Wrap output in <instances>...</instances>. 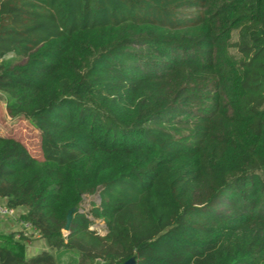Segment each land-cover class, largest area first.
<instances>
[{
	"label": "trees",
	"instance_id": "trees-1",
	"mask_svg": "<svg viewBox=\"0 0 264 264\" xmlns=\"http://www.w3.org/2000/svg\"><path fill=\"white\" fill-rule=\"evenodd\" d=\"M0 90V264H264V0H0Z\"/></svg>",
	"mask_w": 264,
	"mask_h": 264
},
{
	"label": "rangeland",
	"instance_id": "rangeland-1",
	"mask_svg": "<svg viewBox=\"0 0 264 264\" xmlns=\"http://www.w3.org/2000/svg\"><path fill=\"white\" fill-rule=\"evenodd\" d=\"M5 59L8 61H16L15 57L11 54H8ZM4 94L5 92L0 94V135L11 136L20 140L34 157L42 158L40 132L29 120L22 117L13 118L8 114L6 103L10 102L11 97L7 93L6 95ZM93 202L99 203L97 193L85 195L79 207L87 211ZM91 227L100 234L105 233L104 222L101 220L95 219Z\"/></svg>",
	"mask_w": 264,
	"mask_h": 264
},
{
	"label": "crops",
	"instance_id": "crops-1",
	"mask_svg": "<svg viewBox=\"0 0 264 264\" xmlns=\"http://www.w3.org/2000/svg\"><path fill=\"white\" fill-rule=\"evenodd\" d=\"M4 92L0 90V94ZM6 95V93L4 94ZM1 200L5 201V199L0 198ZM23 212L22 208L17 209L18 216L14 218H7L0 216V233H7L10 231H18L20 229V219L19 214ZM42 251H53L51 247L47 245L45 240L40 237H31L28 238L25 247L26 257L34 256ZM72 258H76L74 255H71ZM62 260H67V257H63Z\"/></svg>",
	"mask_w": 264,
	"mask_h": 264
},
{
	"label": "built area",
	"instance_id": "built-area-1",
	"mask_svg": "<svg viewBox=\"0 0 264 264\" xmlns=\"http://www.w3.org/2000/svg\"><path fill=\"white\" fill-rule=\"evenodd\" d=\"M0 216L7 218H14L18 216L17 209L6 204V201L0 199ZM20 229L17 231L16 237L23 235L27 238L40 237V232L33 227V225L26 220H20Z\"/></svg>",
	"mask_w": 264,
	"mask_h": 264
},
{
	"label": "water",
	"instance_id": "water-1",
	"mask_svg": "<svg viewBox=\"0 0 264 264\" xmlns=\"http://www.w3.org/2000/svg\"><path fill=\"white\" fill-rule=\"evenodd\" d=\"M97 198L98 200H100L99 195L97 194ZM76 207H72L70 208L65 216V224H64V231L67 232L69 230V226L71 223V219H72V214L75 211ZM79 210L81 211L82 209L79 207ZM121 264H135V261L132 258H129L128 260L124 261Z\"/></svg>",
	"mask_w": 264,
	"mask_h": 264
}]
</instances>
